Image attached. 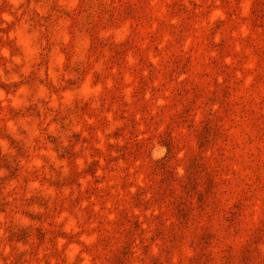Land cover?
Here are the masks:
<instances>
[{"label": "rangeland", "instance_id": "1", "mask_svg": "<svg viewBox=\"0 0 264 264\" xmlns=\"http://www.w3.org/2000/svg\"><path fill=\"white\" fill-rule=\"evenodd\" d=\"M0 264H264V0H0Z\"/></svg>", "mask_w": 264, "mask_h": 264}, {"label": "clouds", "instance_id": "2", "mask_svg": "<svg viewBox=\"0 0 264 264\" xmlns=\"http://www.w3.org/2000/svg\"><path fill=\"white\" fill-rule=\"evenodd\" d=\"M5 19H8V17H5Z\"/></svg>", "mask_w": 264, "mask_h": 264}]
</instances>
